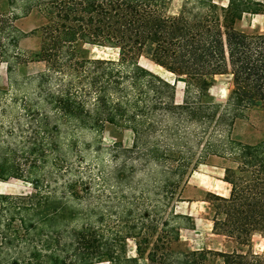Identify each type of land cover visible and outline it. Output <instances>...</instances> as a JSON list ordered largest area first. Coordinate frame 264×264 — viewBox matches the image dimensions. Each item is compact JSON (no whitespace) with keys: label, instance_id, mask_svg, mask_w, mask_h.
Returning a JSON list of instances; mask_svg holds the SVG:
<instances>
[{"label":"trees","instance_id":"1","mask_svg":"<svg viewBox=\"0 0 264 264\" xmlns=\"http://www.w3.org/2000/svg\"><path fill=\"white\" fill-rule=\"evenodd\" d=\"M0 8V62L9 79L21 64L44 62L30 95L0 88V181H27L29 194L0 192V264H264L250 247L264 239V139L234 135L237 120L264 109V31L236 28L264 15V0H16ZM29 31L17 20L32 11ZM38 50L22 49L27 37ZM81 44L118 49L117 59L80 54ZM147 57L177 87L142 66ZM228 74L225 103L208 99ZM107 126L130 129V148L102 146ZM87 135H92L88 139ZM210 157L224 161L228 195L208 192L212 231L236 248L182 247L194 229L175 203L189 177ZM128 239L135 256H126Z\"/></svg>","mask_w":264,"mask_h":264},{"label":"rangeland","instance_id":"2","mask_svg":"<svg viewBox=\"0 0 264 264\" xmlns=\"http://www.w3.org/2000/svg\"><path fill=\"white\" fill-rule=\"evenodd\" d=\"M23 0H16L13 7L15 13H21L19 4ZM218 5H226L228 0H216ZM181 0H170L169 10L171 13H176L180 7ZM0 8H9L6 0H0ZM40 23V16L36 11H32L28 16L19 18L17 24L25 31H29ZM236 28L253 33L264 31V15H245L241 22L236 23ZM40 39L36 36L27 37L21 40L20 46L22 49L38 50ZM80 54L91 58H107L117 59L118 49L109 46H98L90 44H81L79 47ZM139 63L160 74L167 80L176 83L177 101H181L183 97L184 79L175 77L162 67L156 65L147 57H140ZM45 68L44 62H30L21 64L16 71L9 76L5 63L0 62V88L10 89L12 97L20 98L25 95H30L36 88L37 76ZM232 89V79L228 74L216 76L214 82L209 88L208 99L217 103H225ZM0 103V110H1ZM234 135L248 142H258L264 139V109L256 107L250 110L245 119L237 120L234 127ZM91 139L92 135H87ZM122 140L123 146L130 148L133 143V132L130 129H117L112 126H107L102 135V146L105 149L112 148L113 144ZM224 161L218 157H210L207 161L193 171L188 179L187 184L181 192L180 209L184 213L190 214L195 220V228H183L181 230L182 247L189 248H208L220 251H231L236 248L235 242L223 235H216L212 231V210L208 201L207 193L213 192L219 195L226 196L229 193L230 186L224 182L222 177ZM33 191L32 185L20 179L10 178L7 181H0V192L5 194H29ZM179 202V201H177ZM245 251L252 250L264 257V239L259 233L252 236L250 247H244ZM126 256H135V242L128 239L126 244ZM145 259H140L139 264H145ZM96 264H108L101 262ZM206 264H222V259L219 257L211 258Z\"/></svg>","mask_w":264,"mask_h":264},{"label":"crops","instance_id":"3","mask_svg":"<svg viewBox=\"0 0 264 264\" xmlns=\"http://www.w3.org/2000/svg\"><path fill=\"white\" fill-rule=\"evenodd\" d=\"M248 15H252V16H257V15H261V14H248ZM243 20V18L241 19V20H239V21H237V23L238 22H241ZM224 170V169H223ZM223 177H224V174H223ZM223 177H222V179H223ZM224 181V180H223ZM225 182V181H224ZM179 209H180V201L179 202H176L175 203V210L177 211V212H179V213H184L183 211H179ZM184 214H188V213H184ZM190 215V214H189ZM196 225V224H195ZM194 230V229H193ZM215 234V233H214ZM216 235H219V234H216ZM233 250V249H232ZM231 250V251H232Z\"/></svg>","mask_w":264,"mask_h":264}]
</instances>
